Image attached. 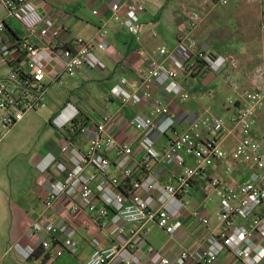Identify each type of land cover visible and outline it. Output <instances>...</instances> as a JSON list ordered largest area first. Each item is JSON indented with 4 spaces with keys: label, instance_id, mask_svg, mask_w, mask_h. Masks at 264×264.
<instances>
[{
    "label": "built area",
    "instance_id": "built-area-1",
    "mask_svg": "<svg viewBox=\"0 0 264 264\" xmlns=\"http://www.w3.org/2000/svg\"><path fill=\"white\" fill-rule=\"evenodd\" d=\"M9 16L15 18L26 29L33 41L24 40L18 49L6 39V23L0 16V57L12 64L11 71L0 79V142L4 136L30 112H39L47 104L53 84H64V75L75 76L86 67L94 51L107 52L108 30L101 29L98 38L88 41L74 37L75 48L59 47L58 39L62 26L45 18L34 0H0ZM216 5L226 7L249 1L257 3L261 9L260 29L264 32V0H214ZM124 9L125 14L121 15ZM113 20L136 36L142 27V15L146 12L145 0H131L126 6L113 4ZM97 14V11H94ZM203 20L200 12H192L187 20L183 48L203 63V70L220 68L219 59L210 48L200 47L192 37V30ZM167 53L162 47L160 54ZM59 58L64 64V74L49 80L48 68ZM232 67L237 61L226 58ZM65 75V76H66ZM179 76L177 67L166 66L153 60L132 85L134 93L150 103L149 115L127 116L123 109L136 105L141 99L136 94L122 96V110L119 116H96L84 105L74 106V116L79 113L94 126V137L86 148L79 147L73 140L65 138L61 147V158L56 164L57 176L49 184L43 204L51 210L56 203L66 198L70 200L67 214L78 216L89 214L103 218L112 214L111 224L118 226L125 222L133 225L131 238L120 245L113 243L104 249H95L87 264H111L120 260L122 264H141L143 257L135 237L151 226H157L170 238H174L184 222V212L192 207L189 192L197 181L206 195L218 194L220 211L217 215L219 231L215 240L200 256L201 264H215L221 255L231 253L241 264H261L264 261V138H258L255 130L258 115L264 111V64L253 67L249 72L252 88L243 90L240 83L231 78L230 87L235 95L226 103L234 108L228 117L206 112L193 120L186 131L176 129V116L159 99H153L150 88L153 84L166 85ZM128 83L126 77L121 78ZM186 94L184 98H188ZM71 120V122H72ZM115 128V132L112 130ZM211 131L214 137L204 135ZM174 135L165 149L151 143L155 135ZM84 134V133H83ZM236 137L234 160L249 167L242 179L227 183L216 175L207 174V169L221 162L228 173L234 165L228 157L222 142ZM136 143L141 149L139 158L135 155ZM192 160L194 164H189ZM153 164L176 166L178 171L164 181L150 172ZM141 172L143 175H138ZM116 173L123 176L120 179ZM194 218L202 227L209 225L208 217L196 211ZM33 230H42L51 240H43L40 247L44 251L54 250L57 256L65 252L77 254L79 243L76 231L67 219L60 222L35 224ZM15 251L25 260L36 253L31 245H15ZM151 264H174L171 257L149 246ZM180 261L194 260L195 253L181 250Z\"/></svg>",
    "mask_w": 264,
    "mask_h": 264
},
{
    "label": "crops",
    "instance_id": "crops-1",
    "mask_svg": "<svg viewBox=\"0 0 264 264\" xmlns=\"http://www.w3.org/2000/svg\"><path fill=\"white\" fill-rule=\"evenodd\" d=\"M131 0H34L35 5L45 18L52 19L62 26L58 43L61 48H75L72 39L83 37L88 41L98 38L101 29L106 28L108 35L106 44L108 51H94L90 63L80 69L74 77L78 82L75 91L70 93L68 102L73 110L74 106L84 105L93 110L96 116H119L122 110V96L134 95L133 83L139 75L148 69L153 60H159L166 66L177 67L179 76L166 85L153 84L150 88L153 99L159 98L164 106L176 116V129L186 131L190 123L206 112L213 115L228 117L234 108L226 103L228 97L235 95L230 87L229 80L236 79L243 90L252 88L248 72L256 66L258 53L254 50V39L248 30H245L243 20L255 10L258 21H261V9L257 3L244 1L235 3V11L239 12L237 27L228 28L221 25H210L205 28L206 22H218L219 17L214 16L216 4L214 0H145L146 12L142 15V27L136 36L126 31L121 24L114 22L112 6L118 3L126 6ZM211 4V5H210ZM170 10V11H169ZM97 11V14L94 13ZM200 12L203 20L192 30V37L200 47L210 48L219 59L220 68L204 72L200 61L185 51L183 46L184 35L189 15ZM124 9L121 15H124ZM0 16L6 23V39L18 49V44L24 40L33 41L26 29L18 20L9 16L6 7L0 1ZM258 23V24H259ZM222 34L215 37L216 30ZM165 47L167 53L160 54V49ZM237 56V57H235ZM242 56V59L239 57ZM233 58L238 63L234 68L226 61ZM199 61V62H198ZM251 66L249 68L246 67ZM203 65V63H201ZM12 64L0 57V79L4 78L12 69ZM49 80L59 74H64V64L56 58L49 66ZM66 75V74H65ZM64 75V76H65ZM128 79L127 84L121 78ZM54 86V84L52 85ZM188 94V98L184 96ZM140 102L129 105L123 109L127 116L143 117L151 111L150 103L142 99L140 93L136 94ZM70 108V109H69ZM66 110V111H67ZM65 109L56 114L52 123L59 126L70 127L73 116H65ZM88 122L87 130L75 143L86 148L94 137V126ZM68 127V128H69ZM67 128V130H68ZM113 131L115 128L112 129ZM116 131V130H115ZM114 131V132H115ZM258 138H264V111L258 115V126L255 130ZM204 135L214 137L211 131H204ZM62 136V138L60 137ZM61 147L65 144L64 134ZM174 135H155L151 139L159 149H165ZM236 137H230L222 142V147L227 151L232 160L234 170L228 173L221 162L207 169V174L216 175L227 183H236L248 172V165L234 160ZM135 155L140 157L141 149L136 143ZM233 145V149H231ZM61 147L54 152L46 153L27 168L20 169L25 178H14L0 183V264H87L95 249L110 247L113 243L126 244L131 238L132 231L136 228L128 223L118 226L111 224L112 214L103 218H96L89 214L72 216L67 214L69 199H62L51 210H45L44 198L49 191L50 182L56 178V164L61 158ZM45 156L48 163L45 164ZM50 157V158H49ZM189 164H194L188 160ZM178 171L176 166L153 164L150 172L161 180L167 181L171 174ZM116 175L123 179L119 173ZM138 175H143L139 172ZM192 207L181 216L184 225L170 238L157 226H151L146 231H141L135 237V242L143 257L141 264H151V255L147 254L149 246L161 251L164 256L171 257L174 264H201L203 260L200 253L216 239L219 231L217 220L220 211V198L218 194L206 195L200 187L194 186L189 192ZM212 206V207H211ZM196 211L208 217L209 225L202 227L194 218ZM67 219L70 226L76 231L79 243L77 254L69 252L57 256L55 251H44L40 245L43 240L52 237L42 230H33L35 224L43 226L46 222H60ZM31 245L39 251V256L25 260L15 251V245ZM190 250L195 253L194 260L185 262L178 259L181 250ZM111 264H122L115 260ZM215 264H241L231 254L221 255ZM264 264V261L261 263Z\"/></svg>",
    "mask_w": 264,
    "mask_h": 264
},
{
    "label": "rangeland",
    "instance_id": "rangeland-1",
    "mask_svg": "<svg viewBox=\"0 0 264 264\" xmlns=\"http://www.w3.org/2000/svg\"><path fill=\"white\" fill-rule=\"evenodd\" d=\"M215 6L214 16L219 17V20L218 22H206L205 28H209L210 25L237 27L239 12L235 11L233 4L226 7ZM250 12L243 22H245V30H248L253 36L254 50L260 58L253 64L256 66L264 62V32L260 29L256 11L253 9ZM221 34L222 32L217 29L215 37L219 38ZM239 58L242 59V56ZM244 63L247 68L253 66H247L248 63L245 61ZM77 83L74 77L64 76V84H54L51 87L46 106L39 112L28 113L20 123L4 136L0 142V183L6 180L10 181L12 177L25 178L26 175L22 171L19 172L20 169L27 168L34 163V160L40 161V157L44 154L60 149L62 145V136L60 135L63 133L64 138H67L69 126L65 128L51 121H54L56 114L59 115L64 109L66 111L70 107L68 98L70 93L75 91L78 86ZM66 115L72 117L74 115L73 110H67ZM230 148L233 149V145ZM48 160L45 156V164L48 163Z\"/></svg>",
    "mask_w": 264,
    "mask_h": 264
},
{
    "label": "trees",
    "instance_id": "trees-1",
    "mask_svg": "<svg viewBox=\"0 0 264 264\" xmlns=\"http://www.w3.org/2000/svg\"><path fill=\"white\" fill-rule=\"evenodd\" d=\"M61 47V46H59ZM65 46H63L62 48H64ZM199 62V61H198ZM201 69L202 67H204V65H202L200 63ZM204 72L202 74L205 73ZM87 125V119L84 117L83 114L79 113L75 116V118L72 120L71 122V126L68 128V133H67V138L73 140L74 142L78 141L79 138L82 136V134L84 133L83 130L85 128V126ZM200 183L201 181H197V183L195 184V186L200 187ZM39 251L36 250V253L34 254V256L32 258L38 257Z\"/></svg>",
    "mask_w": 264,
    "mask_h": 264
}]
</instances>
